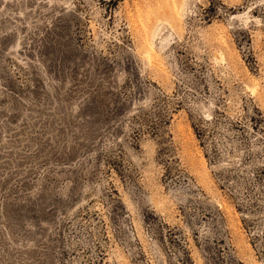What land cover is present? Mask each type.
I'll return each instance as SVG.
<instances>
[{"label":"rangeland","instance_id":"374dc122","mask_svg":"<svg viewBox=\"0 0 264 264\" xmlns=\"http://www.w3.org/2000/svg\"><path fill=\"white\" fill-rule=\"evenodd\" d=\"M0 264H264V0H0Z\"/></svg>","mask_w":264,"mask_h":264}]
</instances>
